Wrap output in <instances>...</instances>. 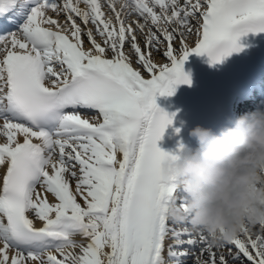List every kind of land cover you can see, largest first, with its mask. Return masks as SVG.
Masks as SVG:
<instances>
[{"label": "snow or ice", "instance_id": "obj_1", "mask_svg": "<svg viewBox=\"0 0 264 264\" xmlns=\"http://www.w3.org/2000/svg\"><path fill=\"white\" fill-rule=\"evenodd\" d=\"M9 15L0 264H264V223L226 241L190 230L176 154L157 146L175 114L156 103L190 86L193 53L220 63L264 32V0H0Z\"/></svg>", "mask_w": 264, "mask_h": 264}, {"label": "clouds", "instance_id": "obj_2", "mask_svg": "<svg viewBox=\"0 0 264 264\" xmlns=\"http://www.w3.org/2000/svg\"><path fill=\"white\" fill-rule=\"evenodd\" d=\"M230 124L218 131L196 125L188 133L196 148L165 163L187 194L190 230L225 241L245 224L264 223V107Z\"/></svg>", "mask_w": 264, "mask_h": 264}, {"label": "bare ground", "instance_id": "obj_3", "mask_svg": "<svg viewBox=\"0 0 264 264\" xmlns=\"http://www.w3.org/2000/svg\"><path fill=\"white\" fill-rule=\"evenodd\" d=\"M194 40H195V37H193L192 39H190V40L188 41V44H189V45H193ZM154 59H155V62H156L157 64H162V63L166 62V61L163 59V57H162L161 55H159V54L155 55V56H154ZM134 65L137 67V65H136L135 63H134ZM142 74H144L145 76L147 75L146 73H142ZM156 102H157V104H158V98H157V97H156ZM52 199H53V198L49 195V200L52 201ZM39 226H40V224L37 223V227H39ZM255 228L258 230L259 225H256ZM75 239L80 240L81 238H80L79 236H77V237H75Z\"/></svg>", "mask_w": 264, "mask_h": 264}]
</instances>
